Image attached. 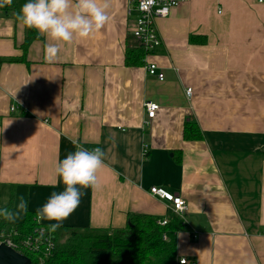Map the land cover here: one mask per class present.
<instances>
[{"label": "crops", "instance_id": "crops-1", "mask_svg": "<svg viewBox=\"0 0 264 264\" xmlns=\"http://www.w3.org/2000/svg\"><path fill=\"white\" fill-rule=\"evenodd\" d=\"M25 2L0 6V208L12 197L14 213L23 195L35 215L63 189L52 187L53 171L75 140L100 147L104 163L100 187L82 189L61 226L165 218L171 203L149 192L156 185L188 203L176 262L264 264V0H187L156 19L161 43L146 60L162 80L145 60L125 65L138 15L128 0H111L108 23L61 43L52 61L51 42L16 21ZM146 100L159 104L154 118ZM191 121L200 139H184Z\"/></svg>", "mask_w": 264, "mask_h": 264}, {"label": "trees", "instance_id": "trees-1", "mask_svg": "<svg viewBox=\"0 0 264 264\" xmlns=\"http://www.w3.org/2000/svg\"><path fill=\"white\" fill-rule=\"evenodd\" d=\"M32 35L30 30L29 37ZM126 66L144 64L145 52L136 44L126 49ZM185 140L202 137L198 124L194 121L183 125ZM13 199L0 210L10 208ZM165 225L157 223L158 217L142 213L127 214V223L121 227H72L62 225L55 231L49 230V224L36 222L34 213L26 212L17 223L8 222L0 215V235H9L17 244L29 236L38 234L40 227L52 237L54 246L48 257L44 254L30 253L24 249L32 264H178L176 232L182 227V219L170 214ZM37 231V232H36ZM167 234L166 240L163 235ZM44 249V247H41Z\"/></svg>", "mask_w": 264, "mask_h": 264}, {"label": "clouds", "instance_id": "clouds-1", "mask_svg": "<svg viewBox=\"0 0 264 264\" xmlns=\"http://www.w3.org/2000/svg\"><path fill=\"white\" fill-rule=\"evenodd\" d=\"M12 0H0V6ZM111 0H27L16 14L22 28L34 29L51 43L47 61L54 59L61 43H71L91 38L109 21L108 9ZM75 150L58 159L53 171L52 187L63 185L59 192L53 191L46 202L35 211L37 223L51 221L49 230L55 231L79 206L82 189L100 187L98 171L104 163V151L100 147H82L73 140ZM27 212V200L21 195L14 213L0 210V215L13 221ZM43 235V232H41Z\"/></svg>", "mask_w": 264, "mask_h": 264}, {"label": "built area", "instance_id": "built-area-1", "mask_svg": "<svg viewBox=\"0 0 264 264\" xmlns=\"http://www.w3.org/2000/svg\"><path fill=\"white\" fill-rule=\"evenodd\" d=\"M129 4L132 8H129V11L133 9L137 12V17L135 20V25L132 31V36L134 42L138 44L139 48H142L145 52V61L146 63V71L151 76H156L159 80L164 78V73L162 71H158V66L155 63L147 61L148 55L157 48L161 39L157 33V27L155 26V20L160 17H166L170 14V10L178 6L182 3L187 2V0H128ZM262 0H259L261 2ZM192 88H188L186 90V94L189 97ZM15 105H11L10 111L12 112L15 109ZM159 109V104L146 100L144 103V110L146 115L149 118H154L156 111ZM143 153L146 152V147L143 149ZM149 192L156 196L159 199L167 200L171 203V208L174 216L181 218L184 222L183 215L188 209V203L181 195H175L169 190L159 187L156 185H152L149 187ZM170 218H159L157 223L160 225H165ZM37 232V231H36ZM43 232V235H41ZM167 234L163 235V239L166 240ZM6 243L8 246L12 247L17 252L23 253L21 249H24L30 253H39L44 254L40 256V260H43V257H48L53 249L54 242L52 237L49 234H46L45 228L40 227L38 230V234H34L33 236H29L27 239L21 241L20 243H16L13 239L10 238L9 235H0V243ZM41 247H44L42 249ZM178 264H193L189 262L185 257H182L178 260Z\"/></svg>", "mask_w": 264, "mask_h": 264}, {"label": "water", "instance_id": "water-1", "mask_svg": "<svg viewBox=\"0 0 264 264\" xmlns=\"http://www.w3.org/2000/svg\"><path fill=\"white\" fill-rule=\"evenodd\" d=\"M0 264H32L30 258L6 243H0Z\"/></svg>", "mask_w": 264, "mask_h": 264}]
</instances>
